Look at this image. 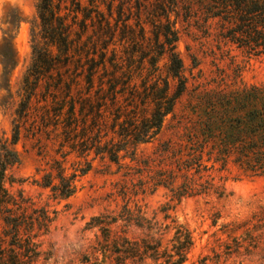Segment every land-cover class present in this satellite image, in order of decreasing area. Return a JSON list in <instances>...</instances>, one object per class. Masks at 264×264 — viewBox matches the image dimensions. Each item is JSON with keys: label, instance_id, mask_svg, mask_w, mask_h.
<instances>
[{"label": "rangeland", "instance_id": "obj_1", "mask_svg": "<svg viewBox=\"0 0 264 264\" xmlns=\"http://www.w3.org/2000/svg\"><path fill=\"white\" fill-rule=\"evenodd\" d=\"M38 1L0 0V42L6 16L18 10L23 18L11 33L18 64L8 82L0 59V146L17 154L0 194V264H169L179 259L187 236L193 245L184 264H264V176L226 160L222 149L224 136L240 130L241 94L264 87V56L232 42L225 22L200 0L181 5L172 20L184 92L154 139L129 144L113 162L96 151L98 144L116 143L119 130H99L93 116L90 130L67 128L72 98L66 84L56 94L57 84L45 81L26 102L23 79L32 63ZM80 1L89 7L92 0ZM109 1L97 0L106 13ZM150 4L132 0L125 18L134 25L150 20L156 0ZM114 11L117 19V4ZM152 32L146 26L147 38ZM168 66L165 55L157 74L168 78L173 96L179 81ZM145 67L143 78L153 71ZM76 110L83 120L80 103ZM88 165L85 174L76 171ZM60 172L76 175L68 199L44 185L48 174L57 185Z\"/></svg>", "mask_w": 264, "mask_h": 264}, {"label": "trees", "instance_id": "obj_2", "mask_svg": "<svg viewBox=\"0 0 264 264\" xmlns=\"http://www.w3.org/2000/svg\"><path fill=\"white\" fill-rule=\"evenodd\" d=\"M147 1L151 5L152 0ZM192 1L156 0L150 20H140L134 25L125 18L127 11L132 12V0H110L107 13L101 10L97 0H92L89 7H84L80 0H39L31 28L32 63L23 79L26 102L45 81L57 84L56 94L66 84L72 98L67 128L74 132L82 125L90 130L87 119L93 116L99 130H119L115 133L119 139L116 143L112 140L104 146L98 144L96 151L118 162L120 153L129 144L146 143L159 134L165 118L173 113L177 99L184 92L183 63L176 52L179 31L172 16L178 15L181 5H191ZM200 1L209 7L207 12L212 17L225 22L229 29L227 37L232 42L264 56V0ZM116 4L117 19L114 18ZM22 22L18 10L6 16L4 24L8 29L0 42L2 81L8 82L18 64L15 36L11 33ZM146 26L153 28V37L145 36ZM133 45L140 51L132 49ZM165 55L169 58V75L179 81L173 96L168 78L157 74L158 63ZM146 62L153 71L143 78ZM138 79H142L141 86ZM82 84L87 87L83 89ZM72 89H76V96H71ZM241 101L244 108L240 130H231L224 136L223 156L253 176H264V87L245 90ZM78 103L82 105L83 120L76 110ZM18 136L17 130L13 145ZM16 162L17 154L7 145L0 146V194L5 174ZM89 169L90 165L76 171L85 174ZM75 177L74 174L67 178L60 172L56 178L59 183L53 185L48 174L44 185L68 199L75 193ZM185 239L179 259L169 264L186 262L193 243L190 236Z\"/></svg>", "mask_w": 264, "mask_h": 264}]
</instances>
